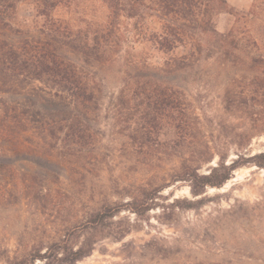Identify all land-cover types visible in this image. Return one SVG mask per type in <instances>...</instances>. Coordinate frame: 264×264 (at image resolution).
<instances>
[{
  "label": "rangeland",
  "instance_id": "obj_1",
  "mask_svg": "<svg viewBox=\"0 0 264 264\" xmlns=\"http://www.w3.org/2000/svg\"><path fill=\"white\" fill-rule=\"evenodd\" d=\"M226 5L224 12L212 16V24L219 33L233 32L238 44L236 69L218 70L207 63L200 69L203 72H182L163 84L168 94L185 95L188 110L199 116L200 125H192L185 117L186 123L177 128L170 117L162 116L150 140L141 139L147 128L146 100L129 96L130 100L119 104L122 85L110 76L100 112L87 117L99 131L100 142L88 147L80 162L35 165L18 157L11 166L0 164V264H5L6 255L19 256L24 249L59 239L66 230L81 228L107 206L121 210L97 229L84 228L71 238L75 249L93 244L92 252L75 264H264V170L240 166L220 188L207 187L197 197L191 193V182L172 179L182 173V162L190 159L193 148L191 139L176 147L180 131L199 130L208 136L225 166L245 163L264 150L263 128L253 132L242 147L229 137L227 141L220 129L226 123L245 130L249 124L224 110V88L233 78L239 100L264 118L259 104L264 100V88H260L264 84V0H226ZM104 12L96 0H78L58 8L54 17L84 29L87 23L102 21ZM20 15L30 17L31 8L23 5ZM119 24L123 36L133 41V21L120 18ZM139 40L130 47L124 44L118 64L127 56L124 51L134 48L148 67L162 68L169 55ZM188 51L179 47L173 53ZM217 164L215 155L196 172L206 175ZM152 188L162 190L147 210L143 199Z\"/></svg>",
  "mask_w": 264,
  "mask_h": 264
},
{
  "label": "trees",
  "instance_id": "obj_2",
  "mask_svg": "<svg viewBox=\"0 0 264 264\" xmlns=\"http://www.w3.org/2000/svg\"><path fill=\"white\" fill-rule=\"evenodd\" d=\"M77 1L0 0V164L11 166L18 157L35 165L54 160L80 162L85 150L100 142L99 131L91 127L87 117L100 112L104 84L110 76L122 85L119 104L130 100L129 96L146 100L143 114L147 128L141 136L146 141L163 117H170L177 128L186 123L185 117L194 126L201 124L199 116L188 110L183 93L168 94L163 88L166 81L186 71L199 73L207 63L218 70L237 67L238 44L233 32L219 33L212 24V16L225 11L226 0H96L104 8V18L87 23L84 29L54 17L58 8ZM23 5L31 8L28 18L20 15ZM120 18L133 21V41L121 33ZM139 39L169 55L162 68L148 67L134 48L124 51L127 56L123 64H118L124 44L130 47L140 43ZM179 47H188V54L175 56L173 52ZM237 87L234 78L226 84L222 103L234 119H246L248 127L233 129L225 123L220 129L223 137L242 147L253 132L264 129V118L253 111L252 105L239 100ZM259 104L264 109V100ZM176 136V147L191 139L193 148L190 159L182 162V173L172 179L191 182L195 197L204 194L207 187L220 188L240 166L264 170V150L245 163L235 161L225 166L216 144H210L209 137L201 131H180ZM229 138L227 141H231ZM215 155L218 164L208 174L198 175V166ZM161 190L152 188L145 194L143 205L147 210L153 207ZM120 210L103 207L81 228L66 230L59 239L24 249L19 256L6 255L4 263L75 264L92 252L93 244L75 249L71 238L84 228L97 229Z\"/></svg>",
  "mask_w": 264,
  "mask_h": 264
}]
</instances>
